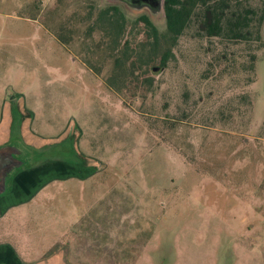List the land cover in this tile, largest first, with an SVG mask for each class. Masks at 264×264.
Returning a JSON list of instances; mask_svg holds the SVG:
<instances>
[{"label": "rangeland", "instance_id": "1", "mask_svg": "<svg viewBox=\"0 0 264 264\" xmlns=\"http://www.w3.org/2000/svg\"><path fill=\"white\" fill-rule=\"evenodd\" d=\"M143 14L165 35L163 8L0 0L10 189L30 188L10 238L30 264H264V22L262 42L192 23L153 45Z\"/></svg>", "mask_w": 264, "mask_h": 264}, {"label": "trees", "instance_id": "2", "mask_svg": "<svg viewBox=\"0 0 264 264\" xmlns=\"http://www.w3.org/2000/svg\"><path fill=\"white\" fill-rule=\"evenodd\" d=\"M166 33H161L149 15L137 18L142 22L153 45L160 43L162 36L167 37L172 46L192 23H196L199 33L208 37H224L231 41L262 42L264 22V2L254 7L248 0H165ZM102 17L110 27H116L117 34H123L126 27V15L118 5H109L103 9ZM171 49L161 59V67H166ZM255 57V55H254ZM124 58V57H123ZM127 55L122 64L127 63ZM122 57L118 58L120 62Z\"/></svg>", "mask_w": 264, "mask_h": 264}, {"label": "crops", "instance_id": "3", "mask_svg": "<svg viewBox=\"0 0 264 264\" xmlns=\"http://www.w3.org/2000/svg\"><path fill=\"white\" fill-rule=\"evenodd\" d=\"M9 94H1L0 106V153L8 152L10 154V99ZM36 173L21 172L18 177L28 178L29 175ZM20 182H23L22 180ZM27 182L10 189V165L5 175V185L0 191V264H30L23 257L32 255L34 244L25 247L26 252L20 253L22 247L19 237L10 238V209L16 204L26 203L30 194V188ZM32 242V241H30ZM23 250V251H24Z\"/></svg>", "mask_w": 264, "mask_h": 264}, {"label": "water", "instance_id": "4", "mask_svg": "<svg viewBox=\"0 0 264 264\" xmlns=\"http://www.w3.org/2000/svg\"><path fill=\"white\" fill-rule=\"evenodd\" d=\"M128 4L134 6H146L150 9H157L163 8L164 9V2L165 0H125ZM165 12V11H164ZM160 67H154V71H158ZM11 153V152H10ZM3 154L1 153V156ZM3 158L0 159V191L3 190L5 185V175L9 168V165H12L13 158L10 157L9 163H3Z\"/></svg>", "mask_w": 264, "mask_h": 264}, {"label": "flooded vegetation", "instance_id": "5", "mask_svg": "<svg viewBox=\"0 0 264 264\" xmlns=\"http://www.w3.org/2000/svg\"><path fill=\"white\" fill-rule=\"evenodd\" d=\"M11 153L9 154L8 152H5L2 156H1V153H0V159H1V157L3 158V163H9V161H10V157H12L13 158V162H12V164L14 163V160H15V158H14V154H13V152L12 151H10ZM12 166V165H11ZM10 166V167H11Z\"/></svg>", "mask_w": 264, "mask_h": 264}]
</instances>
